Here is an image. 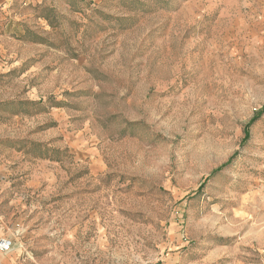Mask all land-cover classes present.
<instances>
[{"label": "rangeland", "instance_id": "1", "mask_svg": "<svg viewBox=\"0 0 264 264\" xmlns=\"http://www.w3.org/2000/svg\"><path fill=\"white\" fill-rule=\"evenodd\" d=\"M0 264H264V0H0Z\"/></svg>", "mask_w": 264, "mask_h": 264}, {"label": "built area", "instance_id": "2", "mask_svg": "<svg viewBox=\"0 0 264 264\" xmlns=\"http://www.w3.org/2000/svg\"><path fill=\"white\" fill-rule=\"evenodd\" d=\"M13 241L9 238H1L0 239V250L2 252H7L12 248Z\"/></svg>", "mask_w": 264, "mask_h": 264}]
</instances>
